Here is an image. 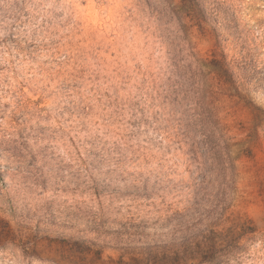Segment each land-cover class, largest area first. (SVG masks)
<instances>
[{"label":"rangeland","instance_id":"374dc122","mask_svg":"<svg viewBox=\"0 0 264 264\" xmlns=\"http://www.w3.org/2000/svg\"><path fill=\"white\" fill-rule=\"evenodd\" d=\"M0 264H264V0H0Z\"/></svg>","mask_w":264,"mask_h":264},{"label":"trees","instance_id":"16d2710c","mask_svg":"<svg viewBox=\"0 0 264 264\" xmlns=\"http://www.w3.org/2000/svg\"><path fill=\"white\" fill-rule=\"evenodd\" d=\"M208 65L213 67L212 72L216 76L223 78L224 82L226 84L235 85V82L233 80V75L230 72V69L228 68V65L225 62L224 58H223V60H216L215 58H213L210 62H208ZM179 79H181V78H179ZM182 80L184 83H186L183 78H182ZM178 86H181V84L180 85L178 84ZM235 89L238 92L237 87H235ZM175 92L181 93V89H177ZM186 92H187V90H186ZM191 92H192V94H198V97L196 100V104L198 105L197 110H199L198 117L200 118V120L204 124L206 122V123L211 125V128L208 125L206 126V127H208L209 130H208V132H206L204 134V136H216V135L226 136L224 129L220 125L218 119L216 118L214 113L209 110L208 105H206V103L204 102L203 95L201 93H199L198 89L191 90ZM238 94H239V92H238Z\"/></svg>","mask_w":264,"mask_h":264}]
</instances>
